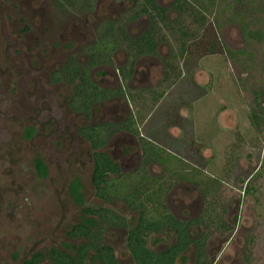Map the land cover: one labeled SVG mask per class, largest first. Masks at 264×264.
<instances>
[{"label":"flooded vegetation","instance_id":"af4514ba","mask_svg":"<svg viewBox=\"0 0 264 264\" xmlns=\"http://www.w3.org/2000/svg\"><path fill=\"white\" fill-rule=\"evenodd\" d=\"M243 8L240 0H0V145L17 137L41 142L40 151L53 161L58 173L69 174L65 184L77 210L62 248L37 249L19 264L35 256L37 264H54L52 250L75 259V248L86 240L82 235L70 238L67 232L87 221H92L97 245L108 247L116 264H136L127 246L129 231L142 230L144 247L162 254L177 243V227L185 229L187 242L172 264H188L189 258L190 264H235L225 261L224 248L232 244L237 230V217L230 208L237 198L225 200L228 203L210 199L207 209L200 205L198 213L182 218L170 204L176 188L188 187L203 201L212 183L202 181L199 188L193 174L190 180L179 174L187 172V166L171 171L160 154L171 156L174 165L179 161L200 170L176 152L183 145L179 137L188 141L192 133L185 126L177 133L176 122L167 126L169 130L160 139L151 140L138 125L131 105L147 96L155 102L167 98V86L182 76L171 59L169 35H177L180 57L187 60L190 51L184 42L191 36L190 25L201 31L197 38H190L198 59L213 54L235 62L244 56L242 50L226 49L216 35L221 17L237 23L245 41L264 46L263 38L247 31L245 11L239 10ZM248 9L251 13L252 3ZM207 18L212 21L206 23ZM251 57V53L245 56L246 60ZM3 122L10 125L7 133ZM16 125L23 128L17 131ZM110 145L113 149L108 150ZM76 146L83 151L87 147L90 153L89 182L99 205L85 203L77 170L66 162V153ZM102 158L111 165H98ZM38 161L36 171L45 173V165ZM153 166L158 172L151 170ZM97 169L107 181L98 184L104 185L102 197L96 193ZM112 179H117L115 188ZM246 181L240 185L241 194L253 190ZM127 199L134 201V208ZM114 205L123 210L116 211ZM180 206L183 208L182 201ZM88 207L96 213H85ZM100 208L104 211L98 214ZM116 231L122 238L118 240L121 247L114 249L109 241Z\"/></svg>","mask_w":264,"mask_h":264},{"label":"rangeland","instance_id":"374dc122","mask_svg":"<svg viewBox=\"0 0 264 264\" xmlns=\"http://www.w3.org/2000/svg\"><path fill=\"white\" fill-rule=\"evenodd\" d=\"M240 1L244 8L239 10L245 11L247 31L264 40V0ZM251 3L250 13L248 5ZM208 21L212 20L207 18L206 23ZM218 24L216 35L221 37V43L226 49L242 50L244 56L235 62H226L213 54L196 58L190 38H197L201 31L193 24L188 29L191 36L184 42L190 51L185 60L180 57L183 54L177 35H169L172 37L171 59L181 69L182 76L178 82L172 81L167 86V96H164L167 98L155 102L147 96L133 102L131 112L151 140L160 139V134L169 130L167 126L171 123L179 122L180 129H174L177 133L184 126L190 129L192 136L188 141L179 137L183 145L176 152L200 170L178 161L174 165L171 156L164 152L160 157L168 162L167 168L171 171H181L187 166V172L177 173L187 180L193 174L194 179H199L195 180L199 188L202 181L209 179L215 184L203 195V201L188 187H177L170 197L172 208L184 218L198 213L200 205L207 209L210 199L228 203L225 200L236 197L237 202L230 208H234L237 217V230L232 244L224 248V259L235 264H264V46L245 41L237 23L223 21L221 17ZM196 32L199 35L196 36ZM247 53L253 55L251 60H246ZM2 125L3 132H9L10 125L4 122ZM15 128L19 131L23 127L16 125ZM235 132L238 134L234 135ZM38 143L17 137L0 145V264H19L37 249L62 248L66 229L77 219V210L65 184L69 174L58 173L53 161L49 162L40 151ZM110 149H113L111 145ZM72 150L65 158L77 170L75 174L82 185L85 203L99 205L92 196L89 182L90 153L87 147L84 151L80 146ZM36 160L45 165V173L36 171ZM255 168V173L247 180ZM151 170L158 172L155 166ZM245 181L253 190L241 194L240 185ZM176 193L181 200L178 201ZM180 201L183 208L177 207ZM114 208L123 210L120 205ZM121 238L122 233L116 231L108 241L117 249L121 247L118 241ZM213 244L216 245V241ZM191 262L189 258L187 263Z\"/></svg>","mask_w":264,"mask_h":264},{"label":"trees","instance_id":"16d2710c","mask_svg":"<svg viewBox=\"0 0 264 264\" xmlns=\"http://www.w3.org/2000/svg\"><path fill=\"white\" fill-rule=\"evenodd\" d=\"M227 55L229 57L233 56L232 53H229ZM102 159H103V161L101 160L102 163L97 162L98 165H107V166L111 165V163L106 158H102ZM110 169L112 170L113 167H110ZM113 170L115 171V169ZM102 174L103 173L99 169L94 171V181L96 182L95 183L96 193L99 197L104 196L103 195L104 185L103 187H100L98 186V184L100 182L104 184L107 183V181L104 179ZM118 180L122 181V178ZM195 180H199V179H195ZM111 182L114 183L112 185L114 188L117 187V185H115L117 183V179H112ZM211 183L213 185L215 184V182L213 183L212 181ZM127 204L129 205V207H133V208L135 207L134 201H131L130 199H127ZM99 211L101 212H98V214H101L103 213L104 210L101 209ZM85 213L91 214V213H96V211L88 207L87 209H85ZM87 222L85 226H72L67 232V236L70 238L77 237V235H82L85 237L86 240L85 243L75 248L74 250L75 259H73L71 255L68 256L67 254L59 253L58 251L52 250L51 257L54 261V264H92L95 261H97L98 264H116V261L114 260V258L112 259L110 255V249L104 245H97L98 238H96L92 233V226H91L92 221H90L91 224ZM174 223L175 222L171 223V226H173ZM149 227L150 224L147 225V228ZM175 230L178 235L177 243L162 254L152 253L144 247V240L142 239V230L138 231L137 229H134L129 231L127 237V246L130 250L131 256L134 259L135 263L136 264H172L176 255L185 247L187 242L185 229L177 227ZM37 258L38 257L35 256L34 259L23 262L22 264H37V260H38Z\"/></svg>","mask_w":264,"mask_h":264}]
</instances>
